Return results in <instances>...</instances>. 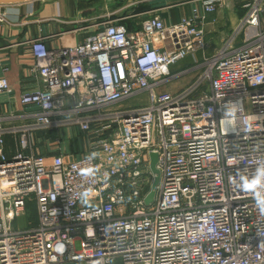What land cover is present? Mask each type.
<instances>
[{
    "label": "built area",
    "instance_id": "2783aa9c",
    "mask_svg": "<svg viewBox=\"0 0 264 264\" xmlns=\"http://www.w3.org/2000/svg\"><path fill=\"white\" fill-rule=\"evenodd\" d=\"M243 1L245 16L211 56L203 23L221 0H198L169 25L150 11L130 31L108 15L80 43L31 41L43 87L0 116V264H264V0ZM10 91L1 77L0 94ZM71 128L87 140L79 158L34 151L38 133ZM151 152L160 183L147 206ZM32 197L37 225L17 230Z\"/></svg>",
    "mask_w": 264,
    "mask_h": 264
},
{
    "label": "crops",
    "instance_id": "0c3cea01",
    "mask_svg": "<svg viewBox=\"0 0 264 264\" xmlns=\"http://www.w3.org/2000/svg\"><path fill=\"white\" fill-rule=\"evenodd\" d=\"M149 6L156 11L166 24L178 22L182 17L190 15L194 7L201 9L198 0H129L124 7ZM122 7V8H124ZM40 8V3H32L18 7L3 8L7 14V24L0 23V78L6 77L10 84L11 91L0 94V116L17 113L21 110L20 97L23 94L34 92L43 87L35 68V59L30 51V43L38 38H47L46 44L49 48L60 47L69 41L80 43L86 37L94 35L101 28L96 24L85 25L97 19L105 17L98 16L99 10L92 15L86 16L78 11L73 0H59L52 4H46L39 15L32 17ZM146 11V12H150ZM136 17L138 20L146 19L144 13ZM246 8L243 0H221L216 12L208 15L203 23L205 31V41L209 48L206 56H211L224 44L226 39L233 34L238 24L245 16ZM264 17V13H263ZM141 20L135 27L140 28ZM177 22V23H178ZM80 29L73 33L72 29ZM77 25V26H76ZM85 25V26H84ZM251 33L243 32L234 43L235 47L245 44ZM202 55L197 58L188 57L186 60L175 66L174 71L186 70L195 66L202 60ZM183 84L189 83L194 75H186ZM176 84L167 87L169 91H177L185 85ZM38 133L35 135V152L51 159L55 156H63L66 161L79 158L87 151V140L78 128H71L58 134ZM15 137L6 136L5 151L8 156H13L16 152Z\"/></svg>",
    "mask_w": 264,
    "mask_h": 264
},
{
    "label": "rangeland",
    "instance_id": "374dc122",
    "mask_svg": "<svg viewBox=\"0 0 264 264\" xmlns=\"http://www.w3.org/2000/svg\"><path fill=\"white\" fill-rule=\"evenodd\" d=\"M128 1L129 0H127V2ZM132 1L135 2V0H132ZM127 2H125L121 5H115V6H106L105 5V6L101 7L99 10L98 16H102L104 14L105 17H102V19L94 20L90 23H85V25L87 26V25H91V24H96L98 26V24H100L103 20H107L108 19L107 16L110 15V17H109L110 20H119V21H122L123 23H130L135 29L138 28L135 26H137L139 24V22L141 20H144V19L138 20L136 17L143 15V14H140L143 12L137 13L138 7L137 8L136 7L133 8L131 6L130 7H124V6H126ZM138 6L140 7V5H138ZM122 7H124V8H122ZM144 12H146V11H144ZM177 22H178V20L176 19L175 23H177ZM73 27L74 26L71 25L69 31L71 29H72V31H75V28L73 29ZM76 30H78V29H76ZM174 69H175V67H172L173 71H174ZM192 75H194V74H192ZM185 77H187V76H185ZM185 77H181V78L176 79L175 81L168 84V87L171 86L174 88V86L176 84H181ZM193 79H194V77H193ZM192 81L193 80H191L186 85L183 83L182 84L187 86ZM139 102H140V100H137L136 98H132V99L128 100L126 102V104L129 106H134V105L138 104ZM152 209H153V206L149 207V210H152ZM37 220H38L37 207H36L34 197H32V201L27 204L26 214L23 216L17 217L13 223V227L17 230L29 229V228L35 227L37 225ZM74 264H77V263H74ZM78 264H80V263H78ZM113 264H121V263L119 260H114Z\"/></svg>",
    "mask_w": 264,
    "mask_h": 264
},
{
    "label": "water",
    "instance_id": "95a60500",
    "mask_svg": "<svg viewBox=\"0 0 264 264\" xmlns=\"http://www.w3.org/2000/svg\"><path fill=\"white\" fill-rule=\"evenodd\" d=\"M58 1L59 0H0V7H3V8L18 7V6H23V5L39 2L40 3L39 10L35 14H32V17H35L39 15L40 12H42L46 4H52ZM126 1L127 0H121V1L117 0L116 2H113L112 0H73L75 7L78 11H80V3L92 4V3L97 2V4L94 5V12L98 11L101 7L105 5L106 6L121 5L125 3ZM80 12L84 14L83 11H80ZM149 157H150V169L152 173L154 174V181L151 186L150 193L145 199V204L147 206L151 205L154 202V199L156 196V189H157L158 184L160 183V172L157 169L158 154L151 152Z\"/></svg>",
    "mask_w": 264,
    "mask_h": 264
},
{
    "label": "trees",
    "instance_id": "16d2710c",
    "mask_svg": "<svg viewBox=\"0 0 264 264\" xmlns=\"http://www.w3.org/2000/svg\"><path fill=\"white\" fill-rule=\"evenodd\" d=\"M97 4V2L88 4V3H80V11L84 12V15L90 16L94 13V5ZM152 10L149 6H140L138 7V12H144V11H150ZM130 31L135 30V28L130 23H124ZM139 29V28H136Z\"/></svg>",
    "mask_w": 264,
    "mask_h": 264
},
{
    "label": "flooded vegetation",
    "instance_id": "af4514ba",
    "mask_svg": "<svg viewBox=\"0 0 264 264\" xmlns=\"http://www.w3.org/2000/svg\"><path fill=\"white\" fill-rule=\"evenodd\" d=\"M113 2H116L117 0H112ZM121 1V0H120ZM127 2V1H126Z\"/></svg>",
    "mask_w": 264,
    "mask_h": 264
}]
</instances>
